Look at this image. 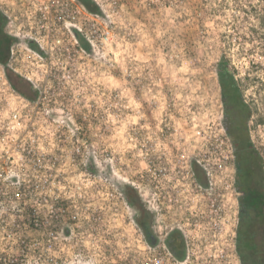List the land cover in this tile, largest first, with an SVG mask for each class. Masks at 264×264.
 <instances>
[{
    "label": "rangeland",
    "instance_id": "1",
    "mask_svg": "<svg viewBox=\"0 0 264 264\" xmlns=\"http://www.w3.org/2000/svg\"><path fill=\"white\" fill-rule=\"evenodd\" d=\"M94 2L97 17L73 22L109 34L86 52L77 49L71 24L32 23L25 6L8 12L4 29L15 41L7 67L37 95L30 100L17 92L0 63V181L37 185L43 213L40 200L53 203L55 230L71 232L70 250L57 253L67 264H140L145 238L123 187H133L146 205L147 170L172 168L182 153L193 161L219 137L231 142L221 60L250 110L246 126L264 192V0ZM29 31H36L40 53L25 42ZM158 223L153 217L152 226Z\"/></svg>",
    "mask_w": 264,
    "mask_h": 264
},
{
    "label": "built area",
    "instance_id": "2",
    "mask_svg": "<svg viewBox=\"0 0 264 264\" xmlns=\"http://www.w3.org/2000/svg\"><path fill=\"white\" fill-rule=\"evenodd\" d=\"M104 1L110 6L116 3V0ZM22 6H25L26 14L29 13L26 18L33 19L32 23L42 26L47 23L48 26L71 24L72 28L68 30L80 51L86 52L89 48L81 46L79 36L89 46L108 37L106 27L100 31L96 27L88 33L84 25L80 27L73 22L78 15L82 18L99 15V12L87 10L79 0H0V11L5 17L4 28L10 25L8 12L20 10ZM32 23L27 22L30 29L35 27ZM6 32L15 39V34ZM26 35L27 45L40 53L36 47L33 48V45H39L36 31L26 32ZM12 46L13 43L10 52ZM216 141L214 147L213 142L208 143L209 146L206 142L202 156H194L193 161L186 160L182 153L177 158L179 164L172 168L156 165L147 170L142 180L145 185L141 188L149 196L145 198L147 208L156 223H161L152 226L157 242L151 245L145 240L146 255L140 264H242L236 248L239 209L234 147L229 137H219ZM34 161L31 165L37 170L41 165ZM212 163H216L218 169ZM194 164L201 168L205 183L197 179ZM219 173L221 178H218ZM10 183L11 186L3 187L0 181V264H67L57 253L70 250L72 245L65 246L71 232L69 228L55 230L53 203L43 197L41 204L48 210V213H43L38 207L37 185L21 183L18 179ZM203 194L210 195L205 202ZM177 210L184 213L177 216ZM164 216L172 224L165 223L162 220ZM172 230H178L182 235V258H177L166 244V237ZM60 234L63 235L59 239Z\"/></svg>",
    "mask_w": 264,
    "mask_h": 264
},
{
    "label": "trees",
    "instance_id": "3",
    "mask_svg": "<svg viewBox=\"0 0 264 264\" xmlns=\"http://www.w3.org/2000/svg\"><path fill=\"white\" fill-rule=\"evenodd\" d=\"M87 10L99 12L94 0H79ZM5 17L0 11V63L13 88L30 100H35L37 90L31 82L11 70L8 65L10 47L14 37L4 29ZM80 44L88 49V43L79 36ZM36 47V45H33ZM37 48V47H36ZM218 79L224 105L225 123L230 135L236 163V191L239 196L240 212L237 226L236 248L242 264H264V192L262 163L249 142L247 119L249 107L242 100L233 74L222 60L218 65ZM194 172L201 183H205L201 168L194 164ZM129 204L135 209V221L140 227L147 243L154 245L157 238L152 229V213L141 200L138 192L131 186L123 187ZM166 244L177 257L184 256V244L181 233L172 230L166 237Z\"/></svg>",
    "mask_w": 264,
    "mask_h": 264
},
{
    "label": "flooded vegetation",
    "instance_id": "4",
    "mask_svg": "<svg viewBox=\"0 0 264 264\" xmlns=\"http://www.w3.org/2000/svg\"><path fill=\"white\" fill-rule=\"evenodd\" d=\"M235 178H236V171H235ZM235 189H236V183H235ZM236 199H237V204L239 205L238 209H239V212H240V203H239V196L237 195V191H236ZM238 222H239V215H238Z\"/></svg>",
    "mask_w": 264,
    "mask_h": 264
}]
</instances>
